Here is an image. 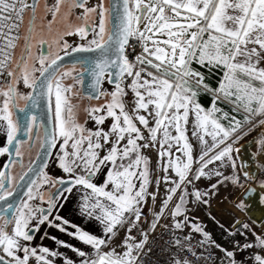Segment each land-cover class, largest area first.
<instances>
[{
    "label": "snow or ice",
    "instance_id": "snow-or-ice-1",
    "mask_svg": "<svg viewBox=\"0 0 264 264\" xmlns=\"http://www.w3.org/2000/svg\"><path fill=\"white\" fill-rule=\"evenodd\" d=\"M62 7L66 9L64 13ZM45 8L47 24L42 25V30L50 34V40L41 37L37 42L47 45L48 53L41 51L32 60L35 29L31 27L24 37L25 52L16 59L18 29L29 10L30 23L35 25L38 0H0V76L11 78L6 88H0V121L3 122L0 127L7 137V145H0V155L12 156L14 151L17 158L0 171V264H77L61 251L28 243L34 240L41 225L67 231L63 225L70 221L54 213L65 193H71L75 186L90 190L84 195L79 212L98 221L104 235L92 234L72 224L75 231L69 234L90 246L92 254L64 241L57 242L81 258L78 264H138L148 232L138 228L143 239L137 241L133 229L141 223L143 205L149 197L155 201L158 194L148 191L152 182L150 160L143 154L148 148L157 149L163 180L171 185L150 228L154 231L160 218L168 212L175 229L190 225L204 237L201 244L211 243L224 253L228 264H237L235 251L216 243L209 232L193 222L187 205L189 196L196 204H208L207 197L214 195L225 182L243 187L238 173L241 166L236 159L241 150L240 141L245 127L252 125L253 117H264V66H261L264 0H108L107 5L104 0L95 3L72 0L67 5L65 0H54ZM73 9L82 10L75 16L80 23L63 31H53L58 17L72 16ZM68 36H78L79 42L69 43L65 39ZM133 40L139 42L141 52L130 59L127 49ZM53 45L58 48L55 54L51 52ZM77 53L94 55L74 56ZM66 56L72 57L70 67H62L60 63ZM193 62L203 67L221 68L223 79L219 87L210 88L204 73L195 69ZM85 73L92 78L89 99L110 97L104 104L85 108L88 117L95 122V129L79 123L72 103V97L79 95L74 89L83 85ZM128 78L129 83L123 85ZM105 79L114 85L112 91L103 89ZM67 80L72 83H66ZM21 81L30 91H19L17 85ZM126 87L134 97L131 114L123 99L128 95ZM201 88L215 94L210 110L206 111L198 102ZM221 98L233 106L232 112L236 115L216 106L215 101ZM42 104L50 128L41 115L33 111ZM17 112L24 114L23 125ZM190 113L195 115L192 134L202 145L196 159L186 135ZM214 113H220V118L228 122L227 126L220 123ZM108 118L111 122L105 129L101 126ZM137 121L147 135L137 126ZM259 123L264 124V119ZM37 127L45 129L41 149L46 156H51L47 149L55 148L59 141L57 160L66 176H50L46 171L47 160H41L39 154L37 160L41 162H31L18 180L12 174L11 168L21 163L24 156L26 141L18 139L21 128L31 141L33 129ZM206 137L211 138V143ZM256 143L264 148V138ZM210 165L215 166L210 168ZM103 166H107L106 178L102 183L93 182ZM228 168L232 169L231 175L223 170ZM169 170L175 173V178L169 175ZM243 176L247 181L253 179L247 171ZM202 177L209 181L215 178L203 192L196 185ZM159 183L157 180V190ZM260 187L264 188V181L260 182ZM52 188L56 191L51 192ZM178 192V202L169 209ZM249 193L254 195L255 190L249 189ZM259 202L264 204V195L259 197ZM236 207L246 211L250 205L242 199ZM235 223L240 227L230 226L232 236L242 230H252L247 222L237 219ZM260 223V233L252 231L253 243L237 241L232 245L241 250L259 249L249 257L252 264H264V221ZM122 226H126L125 239L110 246ZM175 243L181 244L179 237ZM174 264L195 262L176 260Z\"/></svg>",
    "mask_w": 264,
    "mask_h": 264
},
{
    "label": "rangeland",
    "instance_id": "rangeland-1",
    "mask_svg": "<svg viewBox=\"0 0 264 264\" xmlns=\"http://www.w3.org/2000/svg\"><path fill=\"white\" fill-rule=\"evenodd\" d=\"M71 2H72V0H65L66 5L70 4ZM90 2L95 3L96 0H90ZM104 2L107 5L108 0H104ZM53 3H54V0H40V4H39V8H38L39 13H40L39 19H41V21H43V23L45 25L47 24V19H45L46 15H47L45 5H52ZM61 11H62V13H64L66 11V9L62 7ZM80 11H82V10L73 9L74 19H75L76 14ZM75 21H76V19H75ZM76 22L80 23V21H76ZM25 27H26V21L24 22L22 33H24V31H25ZM141 28H143V24H141ZM62 29H63L62 26L59 24V22L57 20V23L53 26V31H61ZM75 37L76 38L74 40H71V41L68 38H66V39L69 41V43H72L74 41L79 42V37L78 36H75ZM48 39L50 40V36ZM48 51H49V49H48ZM57 51H58L57 46L53 45L51 48V52L53 54H55ZM60 54L63 55L62 52ZM18 56L19 55H18V51H17L16 52V59H19ZM36 57H38V55H36L33 58V61L36 59ZM36 66L39 67V64L37 63ZM261 66H264V61L261 62ZM36 76H39V72L36 73ZM65 82L66 83H72L71 80H67ZM17 87L21 93H26V92L30 91L29 89H27L23 85L22 81L17 85ZM103 89L108 90V91H112L114 89V87L111 86L106 80L104 85H103ZM74 91H78V93H79L78 96L72 97V103L75 105L74 112L77 116L79 123L83 124L88 129H95V127H96L95 122L88 117L87 113L85 112V108L104 104L106 102V100L110 99V97H102L98 101H89L88 99H86L82 96L81 86L78 85L77 89H74ZM123 99H124V103L126 106V110H128L127 107L134 104V97L132 95L131 98L127 99V97L125 96ZM215 103H216V106L218 108L222 109L223 111L229 112L230 115H236V113L232 112L233 106L229 102H227L226 100H224V102L217 100ZM53 108H54V102H53ZM64 115L67 117V115H68L67 111H65ZM214 116L219 119L220 123L227 126L228 122L226 120H223L222 118H220V113H214ZM238 118H240V117L238 116ZM262 119H264V117H260V116L253 117L252 125H255V127H253L252 125L246 126L244 129L245 135L240 141V146L246 145L245 148H248V147L251 148L252 146L255 147L254 152L256 154L254 156V160L249 164V166H247L244 163L245 162V158H244L245 157L244 156L245 151H243L244 155L239 154V156H237V158H236L237 164L241 166L238 168V173H239L240 177L245 181L243 187L237 186L236 184L229 181V182H225V183L219 185L218 192L216 193V198H217V201H216L217 205L216 206L220 205L219 207L222 208V210H219L221 212H218V213L221 215L222 214L226 215L227 217L232 218V219L236 215H241V219L243 220V222L249 223L252 230H242L240 234L232 236L230 234V226H233V224L229 225V224L225 223L223 221L222 217H221L222 219L219 218V219H217V221H211L210 218L204 217L205 219H207V223H206L204 230L211 234L212 239L215 240L216 243L224 245L226 247H229L230 250L235 251V254H236L235 258H236L237 264H252V261L249 259V257L259 251V249H257V248H249V249L241 250L239 248H233L232 245L235 244V242H237V241L240 242L241 244H243L245 241H247L249 243H253L255 241V237L253 236L252 231L254 230L257 234H259L261 231V227H262L260 221H264V207L261 208L260 211H255V212L241 211L239 208L236 207V204L240 200L243 199L244 193L251 187L257 189V191L259 193V197L261 195H264V188L260 187V182L264 181V151H262V156H261V154H259V152H258L260 145L258 143H256V141L260 140L261 138H264V124L259 123V121ZM110 122H111V118H108L105 121V125H102L101 127H105V129H107V126L110 124ZM39 145H40V140H39ZM241 151H242V148L240 150V153H241ZM23 152H24V149H23ZM59 154H60V144L58 141L57 146L54 148L50 162L48 163V167L46 169V171L49 173L50 176H53V177L66 176V174L63 173L62 169H60L59 165H58L57 157ZM103 154H104V152L101 151V155H103ZM4 155L7 156V154H4ZM35 155H36V151L30 152L28 154L24 153L23 164L19 165L16 163L14 165V167L11 168V172L13 175H15L17 177V180L19 179V176L27 170L30 163L34 160ZM258 156H261V157L258 159ZM238 157H241V159H243L244 162L242 163L238 159ZM2 165H3V161L0 162V171L4 170V167H2ZM5 165H6V163H5ZM213 166H215V165H213ZM223 170L225 171V174H227V175L232 174V169H230V168L223 169ZM106 171H107V166H103L101 168V171L99 173H97V175L94 177L93 182L102 183L103 180L106 178ZM245 171H247L253 177V179L251 181H247L244 179L243 173ZM150 173H151V170H150ZM153 178H155V176H153L151 173L150 179L152 182L150 183L149 188H148L149 192H153L152 187L155 189V185L153 186ZM214 180H215V178H214ZM214 180H212V181H214ZM212 181H209L207 178L202 177L199 181H196V185H197V187H199V189H201L202 184L210 186V183ZM137 186H139L138 181H137ZM188 187H189V191H191L192 186L189 185ZM45 195L47 196L48 193H45ZM178 197H179V192L174 196L173 202L171 203V205L173 203L178 202ZM35 203H38V201H36ZM245 203L247 205H250V201H245ZM263 206H264V204H263ZM143 212H145L147 215V219L145 221L144 227H145V230L148 231L149 229H151L150 228V222L155 217V201H153L150 197L148 198L147 203L143 205ZM203 215L205 216V213H203ZM165 220H166V218L164 219V221ZM85 224L86 223L82 224V226L83 227L86 226ZM221 225H223V229L221 228ZM43 226L44 225H41L40 229L43 228ZM46 226H49V225H46ZM239 227L240 226H238L236 228H239ZM171 228H174V227L172 226ZM134 230H135V228L133 229V233H134ZM179 230H181V231L183 230V231H187V232H193V230L191 229V226H189V225L184 227L183 229H179ZM245 231L247 232V235L243 234V232H245ZM123 232L125 234H127L126 230H124ZM125 234H121V235L117 234L112 239L111 245H116V244L121 243L126 237ZM138 236L142 237V235H138ZM136 239H138V238H136ZM38 240L39 239H37L35 242L31 241V242H29V244L35 245V243H37ZM117 251H120V248H117ZM216 255H217V260H218L217 264H228V260H227V258H225L224 253L221 252L220 249H218V248H216Z\"/></svg>",
    "mask_w": 264,
    "mask_h": 264
},
{
    "label": "crops",
    "instance_id": "crops-1",
    "mask_svg": "<svg viewBox=\"0 0 264 264\" xmlns=\"http://www.w3.org/2000/svg\"><path fill=\"white\" fill-rule=\"evenodd\" d=\"M250 47H251V45H250ZM192 66L195 69L204 73L205 82L210 86V88L215 89V88L219 87V82L223 79V70L221 68L203 67L199 64H196L195 62H193ZM197 99H198V102L202 105V107L206 111L211 109V107L213 105V100H214L212 97H210L209 95L199 91V95H198ZM133 105L127 107L128 108L127 111H129L130 114H131V109H132ZM141 114H144V113L141 112ZM194 122H195V115H194V113H190L189 118H188V123L186 125V135L188 137L189 143H191L193 145V157H194V159H196L198 157V155L200 154V150H201L202 145L200 144L197 137L193 136V134H192L194 131ZM150 123H153V122L150 120ZM2 125H3V122L0 121V126H2ZM137 126L141 127L142 131H145V135H147L146 130L143 129L142 125H139L138 121H137ZM173 134H175V133L173 132ZM206 139H208L209 143H211L210 137H206ZM0 145H2V146L7 145L6 131L3 129V127H0ZM245 146L246 145L241 146L242 151H241L240 155L245 154L244 155L245 156L244 157L245 158L244 163L247 166H249V164L254 160V156L256 155L254 152L255 147L252 146L251 148H249V147L245 148ZM260 148H261V146L259 147L258 152L262 156V151H264V148H261V149ZM243 151H245V153ZM143 154L149 158V160H150L149 168L151 170L152 175L155 176V178H153V186L155 185V189L152 187V191L158 192L157 198L155 200V214H156L157 212L160 211L161 201L165 198V193L167 192V189L171 185L165 183L163 180V172L160 169L161 161L158 159L157 149H153V148L144 149ZM175 154L180 155V153H175ZM261 156H258V159ZM0 159H1L0 162L3 161V165H2V167H3L5 165V163L7 162L8 157L6 155H0ZM238 159L241 161V157H238ZM194 167H195V165H194ZM209 167L211 168L214 166L210 165ZM169 175H171L175 178V173L172 172V170H169ZM157 180L160 181L158 190L156 188V181ZM213 180H214V178H213ZM212 182H215V180ZM208 188H209V186L202 184V187L200 190L203 192V191L207 190ZM88 191H90V190H86V189L82 188L81 186H75V187H73V191L71 193H65L64 198L60 200V202L56 208L55 215H60L64 219H67L70 221V223L68 225H63V227H65L67 229V231H61L60 228L55 227V226L44 225L43 228H41L38 231L36 237L32 241V242H35L37 239H39L37 241L38 244L35 243L34 246H47L49 248H53L55 250L61 251L63 253V256L72 258L73 260L77 261V264L81 258L78 255H76L75 253H73L71 251V249L63 247L57 241H64L67 244H71L75 247H79L83 250L89 251V253L92 254V250H91L90 246L83 244L75 236L69 234V233L75 231V229L72 228V224H75L79 228L86 230V231H89L92 234H96V235H100V236L104 235L103 231H102L103 226L98 221H96L94 218H88V217L82 216L81 213L79 212V205L81 204L84 195ZM217 192L218 191H216L214 195L207 197V199L209 200L208 204H202V203L196 204L193 202L192 197L189 196V198H188L189 203L187 205V207L189 209V213H188L189 216L197 219L199 221L198 224L203 229H205V226L207 223V219H205L204 217L210 218L211 221H217V219L223 218V221L229 225L233 224L234 227L240 226L239 224H236L235 222L237 219L239 221L243 222V220L241 219V215H236L232 219V218L227 217L226 215H223V214L221 215L218 213V212H221L219 210H222V208L219 207L220 205L216 206L217 205L216 204L217 203L216 202L217 201V198H216ZM174 205H175V203H173L172 205L170 203L169 209L173 208ZM203 213H205V216L203 215ZM162 217H164V219L166 218V220L163 221L164 227H169V228H171L172 226L174 227V220L169 215L168 212H165V214ZM179 219L183 220V217H179ZM57 223L62 224V221H57ZM84 223H86L85 224L86 226L83 227L82 224H84ZM124 230H126V226L120 227L119 230L116 232L115 236L117 234L118 235L125 234L123 232ZM178 231L187 232V231H183V230L182 231L178 230ZM190 233H197V232L193 231ZM53 237H55V240L53 239ZM135 237L138 238V239H136L137 241L143 239L142 237H139V236H135ZM111 244H112V241L110 242V245ZM105 250H107V248Z\"/></svg>",
    "mask_w": 264,
    "mask_h": 264
},
{
    "label": "built area",
    "instance_id": "built-area-1",
    "mask_svg": "<svg viewBox=\"0 0 264 264\" xmlns=\"http://www.w3.org/2000/svg\"><path fill=\"white\" fill-rule=\"evenodd\" d=\"M29 11H26L24 14L23 22L20 24L18 29L20 39L22 36V29L24 22L26 21ZM20 40L17 43L19 45ZM15 49V54L16 50ZM141 52V46L139 42L133 40L131 45L127 49V54L130 59H134V56ZM10 78L6 75L0 76V88H6L9 83ZM130 81V78L123 81V85H127ZM128 95L127 99L132 97V92L130 88H125ZM201 92L209 95L213 99L215 94L211 91L200 89ZM218 101L224 102L221 98ZM243 163L244 160L241 159ZM241 183L244 185L245 181L241 178ZM147 219V215L143 212L141 217V223L135 228L133 235H141L138 228L145 230L144 224ZM164 217H162L158 223L157 227L153 231L149 229L148 239L144 245L143 250L138 259V264H174L176 260H188L195 262V264H217V255L216 247L211 243L201 244V241L204 240V237L200 233H190V232H180L174 228L164 227L163 226ZM188 236L190 239H185ZM177 237L181 240V244L177 245L175 243ZM143 238V236H142ZM191 248V251L187 249ZM195 253V254H193Z\"/></svg>",
    "mask_w": 264,
    "mask_h": 264
},
{
    "label": "flooded vegetation",
    "instance_id": "flooded-vegetation-1",
    "mask_svg": "<svg viewBox=\"0 0 264 264\" xmlns=\"http://www.w3.org/2000/svg\"><path fill=\"white\" fill-rule=\"evenodd\" d=\"M39 4H40V1L38 3V8H39ZM39 9H37V13H36V20H35V25L33 26L30 21L32 20V13L31 11L28 13L27 15V18H26V27H25V31L24 33H22V36H21V39H20V42H19V45H18V48H17V51H18V58L21 56V54H24L25 52V39L24 37L26 35H28V30L29 28L31 27H34V32H33V35L35 37V39L32 41V47H31V54H32V60L33 58L36 56V55H39L41 51H43V46L39 45L38 44V40L43 37L44 39H48L50 34L46 31V30H42V25H45L43 23V21H41L40 16H39ZM77 21V20H76ZM75 21L74 19V15L72 16H68L67 18H63V17H58V22L59 24L62 26V30L63 31L65 28H68L69 26L71 25H75L77 24V22ZM68 38L70 41L71 40H74L76 37L75 36H68V37H65V39ZM48 47V46H47ZM16 51V52H17ZM16 56V54H15ZM32 61H30L31 63ZM70 67V66H69ZM107 79H105L106 81ZM104 81V83H105ZM10 82V81H9ZM104 85V84H103ZM8 86V85H7ZM6 86V87H7ZM86 99H88L89 101H93L87 97H84ZM102 98V97H101ZM100 98V99H101ZM99 100V99H98ZM98 100H94V101H98ZM21 103V107H23V101L20 102ZM33 139L31 141H28V137H27V140H26V143L23 145V149H24V153L25 154H28L30 152H33V151H36V155H35V158L34 160L36 159L38 153H39V150L41 148V144H42V141H43V131H42V127H37L33 129ZM39 135L40 136V145H39V140L36 139V136ZM29 144H31L32 146L29 147ZM27 147H26V146ZM25 146V147H24ZM33 160V161H34ZM32 161V162H33ZM7 163V162H6ZM18 164V163H17ZM23 164V160H22V163L21 165ZM28 169V168H27ZM57 187H59V185H57ZM51 192H55L56 191V188H52L50 189ZM47 193V192H46ZM55 212H56V209H55ZM55 214V213H54ZM11 226H9L10 228ZM38 232L35 233V236L34 238L36 237Z\"/></svg>",
    "mask_w": 264,
    "mask_h": 264
},
{
    "label": "water",
    "instance_id": "water-1",
    "mask_svg": "<svg viewBox=\"0 0 264 264\" xmlns=\"http://www.w3.org/2000/svg\"><path fill=\"white\" fill-rule=\"evenodd\" d=\"M39 1H40V0H38V3H39ZM43 52H44L45 54L48 53V47H47V45H44V46H43ZM91 55H94V54H92V53H77V54H74V56H91ZM60 63H61V65H62V67H69V66H71V63H72V57H67V56H66V57H64L63 61H61ZM83 80H84V83H83V85L81 86V94H82L83 97H87V98H88L89 94L92 92V89L90 88V84H91V80H92V78H91L90 75H88L87 73H85L84 76H83ZM110 85L114 87V85H112V84H110ZM91 100L94 101V100H97V99H91ZM33 111H36V112H38V114L41 115V117L45 120V125H46V127H49V128L51 127V123H49V121H48V117H47V115H45V111H46V110H45L43 104L41 105V108H40V109H34ZM16 115L19 117V119H20V121H21V124L23 125L24 120H25L24 114H23V113H20V112H17ZM36 129H37V128H36ZM42 131H43V137H44L45 129H44L43 127H42ZM18 139H20V140H24V141L27 140V136L25 135V133H24V131H23V128H21V131H20V133L18 134ZM42 143H43V141H42ZM47 151L50 152V153H51V156H52L53 151H54V148L47 149ZM38 154L40 155L41 160L46 159V160H47V164L50 162L51 156H46L45 153H44V151H42L41 148H40ZM37 156H38V155H37ZM7 157H8V159H7V163H6V165H8L10 161H14V160L17 159L16 156H15L14 151H13L12 156H8V155H7ZM34 161H35L37 164H39V163L41 162L40 160H37V157H36V159H35ZM21 163H22V162H21ZM21 163H18V164L21 165ZM249 189H254V190H255V194H254V195H253V194H250V193H249ZM249 189H248V190L244 193V195H243V200H244V201H251V200H253V199H257V198H259V193H258V191H257L256 188L251 187V188H249ZM21 195H22V193H21ZM189 217H190V219H191L193 222H195V223L198 224L199 221H198L197 219H195V218H193V217H191V216H189Z\"/></svg>",
    "mask_w": 264,
    "mask_h": 264
},
{
    "label": "bare ground",
    "instance_id": "bare-ground-1",
    "mask_svg": "<svg viewBox=\"0 0 264 264\" xmlns=\"http://www.w3.org/2000/svg\"><path fill=\"white\" fill-rule=\"evenodd\" d=\"M263 207V204L259 202V198L253 199L250 201V207L248 208V210H246V212L260 211Z\"/></svg>",
    "mask_w": 264,
    "mask_h": 264
}]
</instances>
